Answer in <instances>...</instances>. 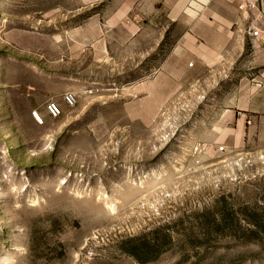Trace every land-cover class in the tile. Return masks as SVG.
<instances>
[{
	"label": "rangeland",
	"instance_id": "rangeland-1",
	"mask_svg": "<svg viewBox=\"0 0 264 264\" xmlns=\"http://www.w3.org/2000/svg\"><path fill=\"white\" fill-rule=\"evenodd\" d=\"M72 7L0 0V264H264L263 102L239 126L211 66L151 124L92 109L48 51Z\"/></svg>",
	"mask_w": 264,
	"mask_h": 264
},
{
	"label": "crops",
	"instance_id": "crops-1",
	"mask_svg": "<svg viewBox=\"0 0 264 264\" xmlns=\"http://www.w3.org/2000/svg\"><path fill=\"white\" fill-rule=\"evenodd\" d=\"M239 4L73 0L70 11L63 9L61 35L53 41L49 37L48 51L55 61L78 62L71 69L79 76L77 91L95 92L84 96L91 99L88 107L143 109L148 116L135 114L133 120L145 125L151 124L152 110L169 106L170 94L190 87L211 66L222 68L229 79L221 89L224 107L229 113L242 112L237 118L241 126L243 111H255V105L259 109V100L264 109V87L254 85V78L264 84V42L250 35L248 15ZM105 92H113L114 98L126 93L128 100H103Z\"/></svg>",
	"mask_w": 264,
	"mask_h": 264
},
{
	"label": "built area",
	"instance_id": "built-area-1",
	"mask_svg": "<svg viewBox=\"0 0 264 264\" xmlns=\"http://www.w3.org/2000/svg\"><path fill=\"white\" fill-rule=\"evenodd\" d=\"M240 10L248 15V31L255 41L264 42V0H240ZM255 87L261 89L264 87L262 81H258L254 78ZM94 89L86 90L85 95H93ZM65 105L73 109L78 105V99L74 92H66L62 96ZM46 111L48 115L53 119H59L63 115L62 106L54 100H51L46 105ZM33 116L40 124L44 123L43 115L35 111Z\"/></svg>",
	"mask_w": 264,
	"mask_h": 264
}]
</instances>
